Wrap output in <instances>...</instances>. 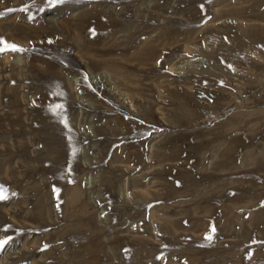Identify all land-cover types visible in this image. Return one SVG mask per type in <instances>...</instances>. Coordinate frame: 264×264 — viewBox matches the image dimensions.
<instances>
[{
  "label": "rangeland",
  "instance_id": "374dc122",
  "mask_svg": "<svg viewBox=\"0 0 264 264\" xmlns=\"http://www.w3.org/2000/svg\"><path fill=\"white\" fill-rule=\"evenodd\" d=\"M42 1L0 0V264H264V0Z\"/></svg>",
  "mask_w": 264,
  "mask_h": 264
},
{
  "label": "bare ground",
  "instance_id": "6f19581e",
  "mask_svg": "<svg viewBox=\"0 0 264 264\" xmlns=\"http://www.w3.org/2000/svg\"><path fill=\"white\" fill-rule=\"evenodd\" d=\"M45 3H46V0H43L42 2H39L38 3V6H42ZM0 12H4V10L1 9ZM27 15H29V16L32 15V11H27ZM92 19H94V23L95 24L94 23L93 24L95 26V30H94V28L92 29V27H91V23L93 22ZM69 20L70 19H67V21H65V19H64V21H63V23H64V29H65L66 32H73V33L79 34L77 32V31H79V32H82V33L84 32L87 35H92V36L94 35L96 37L109 24L107 21L100 22L99 20H97L96 16H93V15H90V16H87V17H79L78 20H81L82 23H75L74 26L70 22L71 20L70 21ZM94 45H96V44H94ZM91 48L89 46H86L83 50H85V52L89 53V50H91Z\"/></svg>",
  "mask_w": 264,
  "mask_h": 264
},
{
  "label": "snow or ice",
  "instance_id": "6c2138e0",
  "mask_svg": "<svg viewBox=\"0 0 264 264\" xmlns=\"http://www.w3.org/2000/svg\"><path fill=\"white\" fill-rule=\"evenodd\" d=\"M64 0H49V5H54L56 3H63ZM26 10V9H25ZM6 50H12V51H20L22 49H19L17 45L15 44H9L8 42L4 41L2 38H0V51H6ZM5 191L2 186H0V200L6 199ZM208 239H211V236L207 237ZM3 243V242H0Z\"/></svg>",
  "mask_w": 264,
  "mask_h": 264
}]
</instances>
